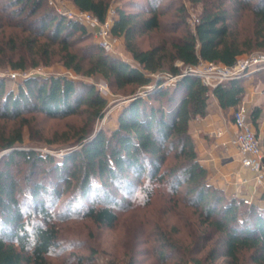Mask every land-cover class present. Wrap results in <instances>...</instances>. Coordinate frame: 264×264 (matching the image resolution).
I'll return each instance as SVG.
<instances>
[{"label": "trees", "instance_id": "obj_1", "mask_svg": "<svg viewBox=\"0 0 264 264\" xmlns=\"http://www.w3.org/2000/svg\"><path fill=\"white\" fill-rule=\"evenodd\" d=\"M42 1L0 5V67L23 73L49 67L56 58L76 75L101 76L128 101L113 130L95 132L107 101L90 81L33 75L14 91L0 78V153L5 152L0 157V264H53L55 252L63 248L57 222L78 216L111 227L118 208L125 202L131 208L136 191L146 205L153 197L169 205L167 213L176 214L179 205L191 209L199 242L190 253L191 264L234 261L243 252H250L253 264H264V209L244 206L208 183L190 134V122L207 115L211 97L224 111L241 105L242 79L208 87L188 71L200 63L232 66L240 56L264 52V0H206L194 33L179 29L185 22L183 7L175 9L169 26H162L166 10L157 7V0L129 1L115 10L110 34L123 40L134 65L97 45L79 48L85 27L40 11ZM70 1L99 22L110 8L109 0ZM132 8L137 11H128ZM245 16L252 29L239 38L234 26ZM161 31L177 37L138 48L137 37ZM163 73L175 78L171 86H163L158 77ZM35 114L82 117L79 128L59 141L77 148L56 158L25 146L27 116ZM259 114V108L249 114L256 136ZM261 141L264 154V129ZM24 167L26 173L17 178ZM40 173L41 179L33 181ZM62 192L71 194L52 213Z\"/></svg>", "mask_w": 264, "mask_h": 264}, {"label": "rangeland", "instance_id": "obj_2", "mask_svg": "<svg viewBox=\"0 0 264 264\" xmlns=\"http://www.w3.org/2000/svg\"><path fill=\"white\" fill-rule=\"evenodd\" d=\"M7 0H0L3 5ZM133 1L144 5L146 0H109L110 9L116 10L123 8L125 3ZM206 0H157V7L166 10L162 16V26H169L174 11L178 7L184 8L185 22L179 29H193V22L197 21ZM42 8L53 11L55 14H70L77 11L70 0H43ZM128 11H137L132 8ZM116 15V11H115ZM234 28L239 38L250 34L252 21L248 16L243 17ZM87 34L84 40L78 44L79 48L87 45H97V30L92 27H85ZM180 32V31H179ZM177 34L168 32H152L137 37L136 42L140 50L148 49L150 46L159 42L162 38H176ZM112 49L107 53L117 59L133 64L130 55L125 51L123 40L111 36ZM98 46V45H97ZM106 52V51H105ZM259 54H264L260 52ZM247 56V55H243ZM240 58V57H239ZM177 66L180 63L176 62ZM204 66V65H203ZM201 66V67H203ZM196 68V67H192ZM9 73L19 74L17 71L10 70L8 67H0V78L5 81L7 90H16L18 84L24 79L17 76L16 81L9 80ZM23 73L33 75L66 76L76 82L81 80L90 81L98 93L106 99L107 110L103 119L97 121L94 127L95 132L103 130L108 133L118 124V116L122 111L123 99L122 91L111 90L106 81L101 76L84 78L76 75L70 70L65 69L57 59L49 67H39L28 69ZM163 86H171V80L167 74H161ZM243 79V78H242ZM128 89V88H126ZM138 93L143 94V90ZM143 96V95H142ZM29 127L24 129V144L32 147L43 154H49L56 158L65 156L77 146H61L59 141L63 135L72 133L74 128H79L82 117H64L60 119L46 118L42 115H28ZM46 167V166H45ZM26 173V168H22L17 178H22ZM49 178L52 177L48 176ZM41 179V173L32 178L33 181ZM23 183L20 181V185ZM47 184V183H46ZM45 184V185H46ZM62 186L58 187L61 190ZM58 190V191H59ZM71 193L62 192L57 198L58 203L50 208L52 213H57L60 202L66 199ZM119 195L118 197H120ZM133 205H124L117 209V221L111 227L100 226L90 220L71 216L62 222H57L60 234L61 247L55 252L56 257L52 258L53 264H191L188 259L191 257L193 245L196 242L194 237L195 221L191 216V209L179 205L176 214L169 211V205H164L158 198L150 201L146 205L138 191L134 194ZM247 201V200H246ZM243 202V201H242ZM249 202V201H248ZM244 206H248L243 203ZM211 233V232H209ZM199 235V234H198ZM166 242V243H164ZM169 242L172 246H169ZM209 247L212 242H209ZM206 248L204 252L207 250ZM186 253V254H185ZM204 254V253H203ZM203 254L198 255L201 257ZM163 255V256H162ZM204 264H253L250 259V252H243L234 261L226 258H219L214 262L206 261Z\"/></svg>", "mask_w": 264, "mask_h": 264}, {"label": "crops", "instance_id": "obj_3", "mask_svg": "<svg viewBox=\"0 0 264 264\" xmlns=\"http://www.w3.org/2000/svg\"><path fill=\"white\" fill-rule=\"evenodd\" d=\"M242 88L241 106L247 111L248 118L254 108L260 109L257 137L262 146L264 70L244 77ZM232 111V108L222 110L217 100L211 97L207 115L190 122L194 148L210 185L222 190L228 198L247 200V205L264 209V175L258 180L251 170L243 167L237 150L230 142L235 133Z\"/></svg>", "mask_w": 264, "mask_h": 264}, {"label": "built area", "instance_id": "obj_4", "mask_svg": "<svg viewBox=\"0 0 264 264\" xmlns=\"http://www.w3.org/2000/svg\"><path fill=\"white\" fill-rule=\"evenodd\" d=\"M62 16L84 27L95 28L98 35L97 45L106 52L112 49L110 30L113 20L116 17L114 10L109 8L104 22H99L90 13L78 10L74 13L62 14ZM196 23L197 21L193 22L192 33H194V26ZM262 70H264V54L240 56L232 66L200 63L196 68L190 67L188 69L192 75L199 78L200 81L208 87L223 85L228 81L242 79ZM17 76L25 79L32 76V73H20V75L9 73L8 75L11 81H16ZM174 79L175 78H171V80ZM232 123L235 127V133L230 141L231 145L237 150L241 158L242 166L251 170L255 177L260 180L264 175L263 148L254 132L247 111L243 106L240 105L232 111ZM243 203L249 204L246 200H243Z\"/></svg>", "mask_w": 264, "mask_h": 264}, {"label": "water", "instance_id": "obj_5", "mask_svg": "<svg viewBox=\"0 0 264 264\" xmlns=\"http://www.w3.org/2000/svg\"><path fill=\"white\" fill-rule=\"evenodd\" d=\"M128 100H124L123 102H127ZM5 152L0 153V157L4 154Z\"/></svg>", "mask_w": 264, "mask_h": 264}]
</instances>
